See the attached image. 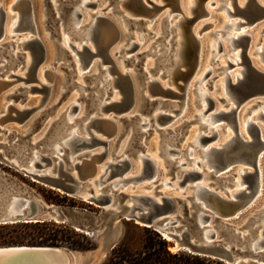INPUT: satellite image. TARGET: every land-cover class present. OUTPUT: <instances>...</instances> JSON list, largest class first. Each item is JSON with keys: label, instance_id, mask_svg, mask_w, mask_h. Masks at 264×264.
Masks as SVG:
<instances>
[{"label": "water", "instance_id": "95a60500", "mask_svg": "<svg viewBox=\"0 0 264 264\" xmlns=\"http://www.w3.org/2000/svg\"><path fill=\"white\" fill-rule=\"evenodd\" d=\"M233 1L235 6L236 0ZM77 2L78 0H48L53 10L52 21L48 26L49 30L46 34L47 39L54 41L58 48L62 50V54L65 58L64 64L66 66V74L70 79H73V87L78 84L75 80L76 69L73 66L74 60L71 51L63 44L62 39L63 31L71 30L73 27L72 11ZM110 2L111 4L115 2V5L112 11L106 13L107 15L99 17V27L95 32L97 51H93L89 45L85 44L81 56L84 65L91 63L93 58L98 54L106 60L107 56L110 55V47L113 42L117 40L118 37H123V32L115 25L112 16L117 15L119 18H122L127 29L124 32L126 34V40L123 44H120L119 51L121 52V56H125L124 61L127 65H134L138 90L136 91L134 81L129 74L122 75L120 84L122 89L121 100H112L108 104V106L115 108L117 112L111 116L113 118L117 117L116 121L122 125L120 133L113 139L119 140L121 136L125 134L128 135V133L131 132V144L127 152L133 160H137L139 158V152H143L144 155L141 157L143 168L140 174L132 175L124 179V181L133 180L134 183H137L138 181L146 179L152 180L148 186L153 185L154 190L152 194H135L121 190L123 186L118 188L112 187L110 183L100 186L99 178L92 180L93 175L98 170L99 162L104 160L108 154V145L111 140H108V138L113 133V130L108 131V138L105 140L93 137L91 142L84 143L88 146L98 144L104 145L105 149L101 153L91 154V150H89L82 154L84 157L81 158L82 160L79 162H74L65 154V163L61 160L57 162L58 156L54 155L52 144L55 140L64 135L70 126L66 118L60 116L58 121L57 119L53 120L49 126V128L53 126L51 134L43 141L42 148H40L46 153L43 155L46 164L37 162V170H31L27 166L25 150H30L32 143L26 146H14L9 152L10 156H0V160L21 170L35 182L50 186L52 189L62 191L69 196H80L85 201L96 204L102 208L103 212L99 214H89L83 210L72 209L71 212L73 216H69L67 211L62 207L49 204L35 196L29 185L26 183H19L13 176L8 175V173L0 169V224L29 223L46 220L67 222L73 221V218L78 216L85 220L83 222H74L76 229L90 235H95L97 231L96 227L105 223L108 219L110 225L107 227L108 232L102 241V249L80 251L66 246L56 245H4L0 246V264H99L104 249L110 246L114 247L119 242L123 233V219L132 220L142 226L155 229L169 241L175 243L173 246L175 250L185 249L196 254L221 259L229 264H264V229L261 234V246L253 247L252 245V241L259 236L260 227L264 219V208L261 207L257 209L244 223L240 224L236 222L237 219L247 213L256 203L249 206L250 201L256 196L260 186V165L258 162L259 158L262 159L263 156L260 157V154L264 150V138L262 137V130L258 123L254 121L248 122L247 131L251 135L250 140L241 137L237 130L239 124L238 114L241 103L245 100H256L258 103L264 102V70L254 65L248 54L250 35H242L244 38V40L242 39V59L246 63L248 69L244 79H238L237 82L231 80V73L229 71L227 72V70L233 64L229 60H227L228 65L222 66L223 71H226V82L229 84L232 97L235 99L229 109L224 108L217 114L218 117H216V120L222 118L228 123L233 121L236 134L235 144L224 147V149L212 146L209 151V173L210 177L213 179L212 183L216 184L217 188L235 184L234 175L226 174L236 167V165L240 164V162L236 160L238 155L247 157V161L245 164L243 163L247 167H245L244 172L241 174L243 179L242 187L234 193L224 189L223 191L227 196L218 193L210 187H202L198 190L199 196H196L195 193L186 194L185 190L182 192V196L169 195L161 189L167 185L172 187V181H168L167 184L164 182L158 183V171L162 173L163 170L158 169L155 159L152 157L149 148H147L146 141L153 135L155 130H158L161 132L162 137L169 136L170 139L176 138L177 143H179L184 136L183 133L186 132V129L195 120H186L185 125L179 129V132L172 128H160L155 124H152L148 129H142L139 121L144 116L143 112H151L152 108L156 106V102H159L161 107L166 108L170 107L175 102L180 104L183 103L187 88L192 80V75L204 56L203 52L205 51V46L202 43V39L193 30L201 14H195L186 24V31L189 37V43L187 45L188 67L178 72L175 69L171 71L174 74L178 73L181 78V82L178 85L179 91L171 88H163L159 81L153 83L155 89L178 97L174 100H170V98L151 97L145 91L148 71L144 67L145 62L141 65V60L145 59L149 51L136 53L134 55L135 59L124 54V46L131 42L130 40L135 36V33H131V30L137 29L140 31L143 29L151 33V30L147 28L149 18L145 15L151 10L158 11L162 9L167 3L158 4L154 0H133L132 3L135 12L124 13L116 8L119 0H110ZM176 3L175 8H172V10L178 9V1H176ZM214 3L215 1L211 2V4ZM19 4L23 5L28 13V16L23 19L24 25H28L32 29V34L35 35L26 41V46L29 47L32 52V61L26 81L38 83V70L46 61L47 47L35 25L31 1L19 0ZM204 12L207 13L205 10ZM262 13H264V5L257 0H252L246 14L247 20L251 21L252 19L259 18ZM5 15L6 11L1 7L0 35L4 31ZM203 28L204 27L200 28L199 32H201ZM162 40L160 42L162 47L155 52V70L162 66L167 68L170 66H177L174 54L171 50L174 48L175 44L173 39L170 51L163 50L165 48ZM138 45L139 43L134 41L131 49H136ZM2 46L3 47H0V61L5 58V65L0 66V70L5 67L8 69L15 67L17 64L25 61L24 52L14 54L10 47V43H8L7 46ZM222 49L223 47L220 45L218 51ZM230 49H232L231 46ZM141 54H144V56L139 57ZM215 55L214 52L212 61ZM150 70L152 69L150 68ZM47 71L49 73V80L52 82L53 72L48 69ZM164 74H162V76ZM85 76V78L89 79L86 83L91 90L87 94H83L82 92L81 95L88 100L90 111H93L97 109L99 99H101L104 93V87L99 84L102 71L100 70L98 73L88 72L85 73ZM213 78L214 77L209 81ZM0 82L8 83L9 80L0 78ZM19 88H22V90L26 92H28L29 89L41 91V93H43V101L47 99L52 91V85L48 84H42L41 86H21L16 90H20ZM0 91H2L1 88ZM111 93L112 90L109 89L108 97ZM137 94L139 97L138 109L135 107ZM208 99V110H210L214 107L216 101L211 97ZM219 100L230 105V100L228 98L219 97ZM14 103L11 104L9 113L15 112L17 116L16 119L20 122L30 117L37 108V106H33L17 109ZM45 110L47 112L42 116L41 114ZM141 110L143 112H140ZM50 111L51 107L47 106L38 113V115H41L39 127L44 123L46 117L50 115ZM14 117L13 115L10 116V118L13 119ZM174 117L175 115L169 112H163L159 116L162 120L160 123L165 124ZM104 121L108 122L107 119ZM53 123H55V125H52ZM220 125L225 127L223 123ZM126 127L131 128L127 130ZM181 131L183 132L182 134H180ZM217 135L218 132L214 130L212 135H206L204 139L205 141H210L216 138ZM118 147L112 151V154L114 151L118 152ZM160 151V155H163V150L161 149ZM80 156L81 155H79V157ZM9 157H15L18 163L12 161ZM119 157L120 154L116 155L115 158L118 159ZM164 157L165 163L169 168L168 173H173L177 170V174L182 177V180L178 181L179 185L184 186L189 183L188 187L198 186V181L203 174L202 170L194 167L185 168L184 165L186 163H179L178 157ZM189 161H191V158ZM52 163L54 164L50 167ZM111 166V174L103 182H106L115 175H121L123 172L129 171L132 167V162L129 158H126L112 163ZM171 179H174V176ZM94 183L98 186V192H95ZM86 185H88L89 188L86 189ZM85 192L88 193L87 196ZM14 199H18L19 209L15 212H9V204ZM184 210H186V213L183 212Z\"/></svg>", "mask_w": 264, "mask_h": 264}, {"label": "bare ground", "instance_id": "6f19581e", "mask_svg": "<svg viewBox=\"0 0 264 264\" xmlns=\"http://www.w3.org/2000/svg\"><path fill=\"white\" fill-rule=\"evenodd\" d=\"M143 1H145V0H143ZM159 1H161L163 3L166 2L167 5H165L162 9H160L158 11L151 10V11L147 12V14L145 15V16H147V18H149V22L147 23V28L151 30V33H149V34H152L153 36H155L156 39L151 45H149L143 51H149V54L146 57H148L149 55H153L154 57H156L155 52L160 50V48L162 47L160 45L161 40L163 39L162 41H163V45L165 48L163 50L170 51L172 43H173L172 42V39H173L175 44H174V48L171 50H172V53L174 54V58L176 60L177 66H170L168 68L164 67V66L159 67L158 69L154 70V74H152L153 76H150L149 72L151 71L150 70L151 67H149L148 63L145 62L144 67L148 71L147 80H146L147 84L145 87V91L151 97H161L164 99H168V98L176 99V98H178V97H175L174 95H170L164 91L155 89V87L153 86L154 85L153 83L155 81H159L160 85L163 88H171V89H174L176 91H179L178 85L181 82V78L179 77L178 73L174 74L171 71H172V69H175L178 72L179 70L187 68L189 65V61H188V57H187V55H188L187 54V45L189 43V37H188V33L186 31V24L188 23L189 19L191 17H193L195 14H201L198 17L196 24L198 23L199 19H201L202 17H205L206 15L209 16L210 11L208 10V6H212V5H216L215 9H219V8L223 7L225 9L224 14L227 15V18L223 17V19L221 21L222 23L221 22L217 23V21H214V24L217 27H219L216 31L210 32V34H214V37H215L214 40L212 39L213 41H210V40L208 41V39H206L204 41L203 37L199 36V35H201L200 33H202L204 31V29H207L211 26L214 27L212 22L203 21L201 24L202 26L198 28V31L195 30V28H196V24H195L193 30L202 39V43L204 44V46L205 47L208 46V49L210 50V52H212V56L215 52L216 55L214 57V60L215 61L220 60V58H217V57L220 55V53L224 49V46H225L224 43L225 42L223 43L222 37H225L226 44L228 45L229 48H230V46L232 47V50H234V49L238 50V48H240V50L238 52L235 51L234 54L226 57L225 66L228 65L227 60H229L233 64L227 70V72L229 71L231 73L230 74L231 80L233 82H237L238 79H244L248 69H247L246 63L242 59V39L244 40L242 35L247 34V35H250V40H249L250 47L248 50V54L252 59V63L254 65H256L258 68L264 70V66H261L258 64L260 61H262L264 63V13H262L259 18L252 19L251 21L247 20L246 14H247L248 8H249L252 0H244V1L236 0L235 6H234L233 0H231V4H228L229 0H221V3L219 2V0H159ZM176 1H178V7H177L178 9L172 10V8H175V6L177 4ZM212 1H215V3L211 4ZM257 1H259L260 3H262L264 5V2H262V0H257ZM98 2H99V0H96V1L78 0V2L74 5L73 11H72L73 27L71 30L63 31L62 42L71 51V54H72L73 60H74L73 66L76 69V74L78 72L83 74L82 75L83 78L76 80L78 84L75 87L78 89V91H81V93H82L84 90H86L85 89L86 86L83 84V82L85 81L84 78L86 77L85 73H88V72L91 73L95 67H98L97 73L100 70L102 71V76L99 79V84L102 87H104V93H103L101 99H99V102L97 104L98 105L97 109L90 111V113H93V114L89 115L87 118H84V117H82L83 115H81L84 113H82L83 106L80 105V103L79 104L70 103L71 108H70L68 114H66L64 116L66 118V120L70 123V126L67 129L66 133L64 135H62L59 139L55 140L52 144V147L54 150V155L58 156L57 162H59L61 160L63 163H65V160H64L65 154L67 155L68 158H70L74 162H79L82 159L79 158L78 155H75V153L77 151H81V150L95 146V145L94 146H88V145H85L84 143L91 142V139L93 137H98V138L105 140L106 138H108V134H109L108 131H110V130H113V133L109 136L108 140L114 138L115 136H117L120 133L121 124H119L111 116L112 114L117 113L116 109L111 107V106H108V104L112 100H118V101L121 100L122 89H121L120 84H121V80H122V78H121L122 75L129 74L134 81L136 91L138 90V82H137V79L135 77L134 71L123 70L119 66V63L117 60L118 58L115 57L116 53H117L115 50L119 49L120 44L125 42V40H126V39H124V35H126L124 32L127 29L124 21H122V18L121 17L119 18L117 15L112 16V18L114 19L115 25L118 27V29H120L123 32V37H121V38L118 37L117 40H115L113 42V44L110 47V55L107 56L106 60H104V58L100 54H98L93 58L91 63H89L88 65H84V63H83L84 61L82 59L81 53L84 50L85 44L89 45V47L93 51H97L96 44H95L96 43L95 32H96V29L99 27V17L107 15L106 13L112 11V9H111L108 12H103V9H101V10L93 13L91 19L89 20L87 18L86 13L84 12V10L87 9L88 7H91V8L95 7L98 4ZM132 2H133V0H119L116 8L120 11H123L124 13H134L135 11H134ZM7 6L10 10H13V11H15L14 10L15 8H18L19 13H18V17L15 21H12V19H11L6 23V19H7V12H6L5 20H4V31L0 35V38L1 37L6 38L8 35L9 36L12 35V33L14 31L15 32L16 31H28L29 34L25 35V37L21 38V36H19L20 38L17 37L16 40L9 42L10 47L12 49V52L14 54H19L20 52L25 53V61H24L25 64L23 66V69H24L23 74L27 78L29 67H30L31 61H32V52H31L30 48L26 46V41L28 39L32 38L31 37L32 29L28 25L27 26L24 25L23 19H24V17L28 16L27 15L28 13H27L25 7L21 4H19V0H16V1L12 0V2H10V5H7ZM1 7H3L2 4H0V17H1ZM166 7H169L170 9L165 10V12H164V9ZM203 9L205 11H207V13H205ZM175 11L178 13L173 15V13ZM160 13H162V16L163 15L164 16L161 18V15H160L159 18L156 19V17H158V15ZM178 16L180 18H177ZM159 19L161 21V29L162 30L158 29L156 32H154L153 31V27H154L153 25ZM174 20H175V22H174ZM243 26L246 28H243ZM249 26L251 27L252 30H248ZM258 26H262V27L260 28V31L258 34H254V32L259 28ZM157 27H158V25H157ZM202 27H204L203 30L201 32H199V29ZM238 29H241L240 32L233 33L234 30H238ZM140 31H137L136 32L137 34L135 33V36L132 39V41L127 43V44H129V47H125V50H124V54L127 56H131L133 59H135V57H134L135 53H133V52L136 49H133V50L131 49L132 43L134 41L138 42L139 45L136 47L138 49L142 46V44H143L142 41H147L146 34H143ZM165 33H167V34H165ZM240 35H241V37H240ZM74 36H76V37H74ZM136 36H138L140 38L142 44L139 42V40H136ZM73 39H77L78 42L77 43L74 42ZM159 39H160V41H158L159 43L156 44L157 40H159ZM220 45H222L223 49L221 51H218V47ZM211 46H212V49H210ZM253 46H256V47H255V50L253 52H251ZM17 47H18V51L16 50ZM131 53H133V54H131ZM203 53H205V51ZM255 53H258L261 56V60L258 61V63L256 61H254V59H253V55ZM212 56H211V58L206 59L205 65H202L203 58H202L201 63L197 65V67H196V69L192 75V80L189 83V87L187 88L186 96L183 100V103L180 104L178 102H175V103H173V105L168 107L169 110L165 111V112H169V113L175 115V117L172 120H170L169 122H167L165 124L160 123L162 120L159 118V116L164 111H156L152 118L151 117H149V118L148 117L147 118L142 117L139 121V123L142 126V129H148V128H150V126L152 124H155V125L159 126L160 128H171L173 121L174 122L176 121L179 113H182L183 111H185L187 109L188 102L190 99V95L188 94V91H189L190 87L192 86V83H194V85H195V89H194L195 101H196L198 107H200L201 109L199 110L198 113H196L194 115L195 119H191V120H196L197 122H199L201 128H204V129H207L210 131V135H212L213 131L216 130L218 132V135L213 140H215L217 138L219 140V142H217L215 144L213 143L212 145L208 146L207 144L213 140L205 141L204 138L206 137V135H202L200 132L196 133V131H195L189 137L190 141H192L193 144L190 145L188 143L189 149L187 152H185L187 155V158L188 159L191 158V160L194 161V165L192 167L198 168L199 170L203 171V174L198 181V186L188 187L189 183L187 185H184V186L179 185L178 181H181L182 177H178L176 182H174V179L176 178V176H174V179H171V178H169V179L163 178L162 179L161 178V175L163 173H165V171L162 168L164 165L169 171V168L167 167V165L165 163V159H164L165 157L164 156L170 157V158L178 157L179 163H184V162L186 163L184 165L185 168H192V167L188 166L189 165L188 161L182 160L180 158L181 155H183V153L185 151V149H182L181 145H180V143H182L181 141L183 138L181 139V141L179 143H177L176 138L170 139L169 136H165V137L163 136L162 137L161 132L159 131L160 136H161L160 145L158 146V149L156 150V152L151 151V148H149V151H150L152 157L155 159V161L158 165V169L163 170L162 173L160 171H158L157 176H159V181L164 182L166 184L168 183V181H172L173 186L171 187L170 185H167L166 188L179 189L180 187H184L183 191L185 190L186 194H187V190L192 188L193 192L190 194L195 193L196 196H199L198 190H200L202 187H210L209 183L207 181L209 180V177H210V173H209V170H210V168H209V163H210L209 151H210L211 147L216 146V147H219L221 149H224V147L235 144V141H236L235 140L236 134H235V130L233 127V124H234L233 121H230V123H228L226 121L227 124L225 126L228 125L232 130H234V135L223 134L222 129L220 128L221 123L215 125V123H218L220 121H224L222 118L216 120V117H218L217 114L220 113V111L226 107L224 105L221 106L220 105L221 103L218 102L219 100H217L216 97H213L211 95V93L209 92L207 85L211 82V81H209L210 79L208 80V82H204V79H206L211 74V72L214 70L213 69L214 67H212L213 65L211 66V62H213ZM220 57H222V56H220ZM155 60H156V58H155ZM123 62H124V60H123ZM3 65H5V60H4V63L0 66H3ZM18 65H20V63L17 64L16 66H18ZM103 65H106V67H103ZM240 65H242V66H240ZM155 66H156V64H155ZM222 66H224V65H221V67ZM236 66H240L242 68L236 69L235 68ZM15 67H12L9 70L11 71ZM47 69L50 71V68H48V66L45 65V63L39 67V70H38L39 86H41L42 84H48V82H50L49 73H48ZM230 69H234V70H230ZM161 70H162V72H161ZM164 71H166V72H164ZM222 72L225 74V76L220 80V85L222 87L221 93H222V97L228 98L230 100V105H229V108H230V106L232 105L235 98L232 97L231 88H230L229 84L226 82L227 81L226 80V71H222ZM7 73L4 74L5 76H3V80L6 79V80H9V82L8 83L0 82V88L2 90H8V91L12 90V88H11L12 85H14L18 81L24 80L25 84L29 83L26 81V78L20 76V73L10 72L9 75H7ZM157 74H160V75L164 74L163 77L168 76L169 77L168 81H163L161 78L155 77ZM12 78H14V79L11 80ZM109 89L112 90V93L108 97V90ZM28 92L29 93L30 92L41 93V91H39V90L37 91V90H32V89H29ZM41 94H42L41 103L39 105H36L37 108L33 111L32 115H34V113H37L38 109H40L41 107H43L45 105L44 103L46 100L43 101L44 100L43 93H41ZM111 96H112V99H109ZM209 97L213 98L214 100H217L214 107L211 108L210 110H208V108H209V99L208 98ZM219 97L220 96H218V98ZM12 103H14V101L13 102H6L7 113L10 112ZM259 104H264V102L258 103V102H256V100H245L240 105L239 114H238L239 124H238L237 130H238V134L241 137H243L244 139H247L244 136L243 132H247V129H248L247 127H248L249 121H254V122L259 124V126L261 127V130H262V137L264 138V128L260 124V121L264 123V106L260 107V108L258 107V109L256 110V113L253 116H251L250 118H245V115L247 113L251 112V109H254L255 106L259 105ZM138 106H139V97L137 94V100H136V106L135 107H137V109H138ZM15 107L17 109H23L26 107H33V106L22 105L20 103L19 105H16ZM137 109H135V110H137ZM175 110H177V111H175ZM210 111H213V112L209 113ZM242 111H244V121L242 120V115H241ZM76 113H78V114H76ZM185 114H186V111L184 114L181 115V118H183ZM75 115H78L80 117H77L74 119L73 117ZM30 117H27V118H30ZM4 118H5L4 116L0 118V124L1 125L5 121ZM11 119H13V118H11ZM106 119L108 120V122L104 121ZM49 120H50L49 116H47L46 119L44 120V123L42 124V128L40 129V131H42V129H44L45 126H48V128H49V126L51 125V123L53 122L54 119L52 121H49ZM75 124L79 125V128H74L73 126ZM182 127H180V125H178V126L173 127L172 129H175V131L179 132V129H181ZM189 127H190V125H189ZM189 127L186 129L185 133H183L181 131L180 134L183 133L184 136L187 135V133H188L187 131H188ZM212 127H213V129H212ZM92 128L95 129V131H97V133H100V134H97L96 132L91 130ZM79 129H82L83 131H85L87 133V135L79 136L77 134V133H80ZM35 138H36V136H35ZM79 144H81V145H79ZM98 145H102V144H98ZM203 145H207V146H203ZM108 148H109V151H108V154L106 156L107 160L104 159V160L99 162L98 170L93 175L92 180H94L95 178H99L100 184H101L100 186L105 185L107 183H110L112 185V187H115V188H118L120 186L125 187L126 184L134 182L133 180L124 181V179H126L132 175L134 176V175H138L141 173L142 168H143V166H142L143 162H142V158H141L142 155H144L143 152H139V158L137 160H133V158H131L128 155V152H126L124 150V147L122 146V148L119 150L120 157L118 159L117 158L114 159L110 155V153H111L110 145H108ZM104 149H105V147H103L97 151L91 150V154L101 153ZM161 149L163 150V155H160ZM173 149H174V151H173ZM62 150H64L63 154L60 152ZM263 152H264V150L261 152L260 157L263 156ZM25 154H26L25 156L27 158V166L31 170H37V168H38L36 165L37 162H40L42 164H46V161L43 159V155H45L46 153L43 152L41 149H38L37 151H35L34 149L25 150ZM85 156H88V155H85ZM159 157L163 158V162L161 161L162 158L159 159ZM126 158H129L132 162L131 169L129 171L123 172L121 175H115V176L111 177L110 179H108L106 182H103L111 174V171H112L111 164L118 162L120 160L126 159ZM10 159L12 161L18 163V160L15 157H11ZM236 160H238V162H240L241 166L237 169V173H238L237 176H239V177L237 179H234L235 180L234 185H237L239 188L236 190H230L227 188L229 185H225L224 187L217 188V185L214 184L216 186L213 190H216L218 193L223 194L222 192L218 191V189H221V191L224 189H227L229 192L234 193L242 187V180L243 179L241 177V174L244 172L245 167L243 165L247 161V157L238 155L236 157ZM258 163L260 165L259 166V183H260V186H259V189H258L256 196L250 201L249 206H252L255 202H257L263 196V190H264V171H263V169L264 168L262 167V164H261L262 163L261 158H259ZM53 164L54 163H52L50 165V167L53 166ZM132 169H134V171L136 170V173L135 172L130 173V171ZM207 170H208V173L206 172ZM233 175L235 176L234 173H233ZM142 181H144V180H142ZM151 182H152V180H151ZM150 183H148V184H150ZM94 187H95V192H98L99 189H98V186L95 185V183H94ZM148 187H153V185L148 186ZM87 188H89L88 185H86V189ZM129 193H135V192H129ZM142 193L152 194V192H140V193H135V194H142ZM85 195L87 196L88 193L85 192ZM169 195H171V194H169ZM175 195L182 196L183 194L180 192V193L175 194ZM112 198H113V196H112ZM262 207L264 208V206H262ZM8 208H9L8 209L9 212L17 211L19 209L18 199H14L9 204ZM263 229H264V219H263L262 225L260 227V232H259L258 238L254 239L252 241L253 247H256V246L260 247L261 246V241H262L261 234L263 232ZM173 249H175V248L173 247Z\"/></svg>", "mask_w": 264, "mask_h": 264}, {"label": "rangeland", "instance_id": "374dc122", "mask_svg": "<svg viewBox=\"0 0 264 264\" xmlns=\"http://www.w3.org/2000/svg\"><path fill=\"white\" fill-rule=\"evenodd\" d=\"M0 4H2V6L4 7V10L7 12V19H6V23L12 19V21H15L18 17V13H19V9L15 8L13 10H10L8 8L7 5H10V2H12V0H0ZM16 1V0H15ZM32 3V11H33V15H34V22L35 25L38 29V33L40 36H42V38L44 39L45 43H46V47H47V58L45 61V65L48 66V68H50V71L53 72V81L52 82H48V85H52V91L51 94L47 97L46 101H45V105L43 107H41L40 109H38L37 113H34V115H32L30 118L25 119L24 121H18L17 116L15 114V112H11L7 113L6 111V102H15V105H19L20 103L22 105H28V106H36L39 105L41 103V99H42V94L39 92H26L25 90H22V88H19L20 90H16L17 87H21V86H29V85H38L39 83L37 82H29L27 84L24 83L23 81H18L16 82L14 85H12V90L8 91V90H2L0 91V118L1 117H5L4 118V123H2V125L0 124V156H10V150L14 147V146H26L27 144H31L30 146L31 149H34L35 151H37L38 149L42 148V143L43 141H45L48 136H50L51 131H52V127L48 128V126H45L44 129H42V131H40V129L42 128V125H39V119L41 117V115L43 116L47 111L45 110L41 115H38V113L40 111H42L43 109H45L47 106L51 107V113H49V121H52L53 119L58 121L60 116H65L66 114H68L71 105L70 103H75V104H79L83 106V110L81 114L83 115L82 117L87 118L89 115L93 114L90 113V107L88 106V100L81 95V91H78V89L76 87H73L72 82L73 79H70L68 77V75L66 74V66L64 64V56H63V52L61 49L58 48V46L54 43V41L47 39L46 34L48 32V26L50 25L51 21H52V10L53 8L50 6V4L48 3V0H30ZM87 1H96V0H87ZM156 3L158 4H163V2L159 1V0H154ZM244 1V0H241ZM219 2L221 3V0H219ZM228 4H231V0L228 1ZM262 2H264V0H262ZM115 5V2H113L111 4L110 0H99L98 4L91 8L88 7L87 9L84 10V12L87 15V18L90 20L92 17V14L103 9V12H108L110 11ZM216 5H212V6H208V10L210 11V15L209 16H205L202 17L201 19H199L198 23L196 24V28L195 30L198 31V28L201 27L202 22L203 21H207V22H212L214 27H209L207 29H204V31L202 33H200L202 36L204 41L206 39H208V41H213L214 40V34H210V32L212 31H216L219 27H217L214 24V21H217V23H220L223 19V17L227 18V15L224 14L225 13V9L223 7L219 8V9H215ZM9 10H8V9ZM169 7H166L164 9L165 10H169ZM10 13H9V12ZM178 12H174V14H177ZM11 14V15H10ZM164 14V13H163ZM161 15V18L164 16H162V13H160L158 15V17H156V19L159 18V16ZM226 15V16H225ZM13 16V17H12ZM114 16V15H113ZM10 18V19H9ZM177 18H180L179 16ZM14 19V20H13ZM239 19V18H238ZM175 22V20H174ZM173 22V23H174ZM222 23V22H221ZM158 25V27H157ZM153 31L156 32L158 29H161V21L160 19L155 22V24L153 25ZM259 28L254 32V34H258L260 31V28L262 26H258ZM243 28H246L243 26ZM162 30V29H161ZM241 29L238 30H234L233 33H237L240 32ZM248 30H252L251 27H248ZM138 30L137 29H132L131 33H136ZM143 34H146V38L147 41H142L138 36H136V40H139V42L142 44V46L140 48H136V50L133 53H140L143 50H145L149 45H151L156 37L153 36L152 34H149L147 30H141L140 31ZM28 31H14L12 33V35H8L6 38L5 37H1L0 38V47L7 46L8 43L10 41L16 40L17 37L20 38L19 36L25 37V35H28ZM137 34V33H136ZM35 35H31V37H34ZM124 39H126V35H124ZM213 39V40H212ZM223 39V43H224V49L223 51L220 53V55L217 58H220L219 61H215L213 60V62H211V66L214 67L213 71L211 72V74L204 79V82H208L209 79H211L212 77H214L211 82L207 85V88L209 90V92L211 93V95L213 97H216L217 100H219L218 96L222 97V87L220 85V80L225 76V74L222 72L223 68L221 67V65H225L226 64V57L231 56L232 54L235 53V51H239L240 48H238V50H232L228 47V45L226 44V39L225 37H222ZM74 42H78L77 39H73ZM132 41V40H130ZM160 41L157 40L158 44ZM53 42V43H52ZM123 42V41H122ZM124 43V42H123ZM121 43V44H123ZM206 43V42H205ZM2 44V45H1ZM208 45V44H207ZM124 47H129V44H126ZM256 46L252 47L251 52H253L255 50ZM212 49V46L211 48ZM16 50L18 51V47L16 48ZM116 53V58H118V63L119 66L123 69V70H130V71H134V65H127V63L123 60L125 58V56H121V52L119 51V49L115 50ZM131 53V54H133ZM144 54L139 55V57H143ZM212 56V52H210V50L208 49V46L205 47V53H204V57H203V62L202 65L206 64V59L207 58H211ZM222 56V57H220ZM156 57H154L153 55H149L148 57H145V59L141 60V65L146 62L148 63L149 67H151V71L150 76H153L152 74H154V70H155V64H156ZM216 58V59H217ZM253 59L254 61H256L258 63V61L261 60V56L258 53H255L253 55ZM3 61L0 62V65H2L4 63L5 58L2 59ZM25 62H21L20 65L16 66L13 70H9L11 68H3L0 70V78H3V76H5L4 74L7 73V75H9L10 72H16V73H20L21 77L26 78V76H24L23 72V66H24ZM261 66H264L263 62L260 61L258 63ZM242 66V65H240ZM240 66H236L235 68H242ZM103 67H106V65H103ZM98 67H95L94 70L91 73H97ZM230 70H234V69H230ZM5 71V72H4ZM162 72V70H161ZM82 73H77L75 75V80H79L82 77ZM155 77L157 78H161L163 81H168L169 77L165 76L163 77L160 74H157ZM14 78H12L11 80H13ZM85 80V81H84ZM84 82L83 84L86 86V90L83 91V94H87L90 92V87L89 85L86 84V82H88V78H84ZM43 81V80H42ZM45 82V81H44ZM222 84V83H221ZM194 89H195V85L194 83H192V86L190 87L188 94L190 95V99L188 102V106L186 111V114L184 115L183 118H181V115L185 113V111H183L182 113H179L176 121L172 123L171 128L180 125V127L185 125L186 120H191V119H195L194 115L196 113L199 112V110L201 109L200 107H198L196 101H195V93H194ZM159 98V97H158ZM75 99V100H74ZM112 99V96L109 98ZM170 100H174V99H170ZM217 100H215L217 102ZM218 102H220L221 106L224 105L226 107V109L229 108V105L224 102L219 100ZM264 104H259L256 105L254 109H251V112L247 113L245 115V118H250L251 116H253L256 113V110L258 109V107H263ZM139 108V107H138ZM169 110V108L166 107H161L159 102H156V106H154L152 108V111H148V113H144L142 110L140 112H143L144 114V118H149L152 117L153 114L156 111H167ZM213 111H210L209 113H211ZM208 113V114H209ZM78 114V113H76ZM13 115L15 116L14 119H11L10 116ZM242 115V120L244 121V111L241 112ZM80 117L78 115H75L73 118H77ZM114 119L116 120L117 117H114ZM56 123V122H55ZM55 123H53L52 125H55ZM227 124L226 121H220L218 123H215V125L217 124ZM121 124V123H120ZM260 124L263 126L264 128V123L260 121ZM122 126V125H121ZM74 128H79V125L75 124L73 126ZM72 127V128H73ZM48 128V129H47ZM131 127H126V129L130 130ZM220 128L222 129L223 134H232L234 135V130H232L228 125L225 127L220 126ZM94 132L97 133V131H95V129H91ZM196 131V133H201L202 135H210V131L204 128L200 127V123L197 122L196 120L193 121L190 124V127L188 129V133L187 135H185L182 139V143H180L181 148L185 149L183 155H181V159L182 160H186L189 162V167H192L194 165V161H189V159L187 158V155L185 152L188 151L189 149V144L192 145L193 142L190 141L189 137L192 135V133H194ZM80 133H77L79 136H85L87 135V133L85 131H83L82 129H79ZM131 133V132H130ZM130 133H128V135H123L119 138V140L117 139H111L109 141V145L111 147V153L110 155L115 159L116 155L119 154V150L122 148V146L124 147V150L127 152L130 144H131V140H130ZM100 134V133H97ZM244 136L250 140L251 139V135L247 132H243ZM36 136V138H35ZM34 137V138H33ZM38 139V140H37ZM37 140V141H36ZM36 141V142H35ZM160 141H161V136H160V132L158 130H155L153 135L150 136L148 138V140L146 141V145L147 148H151V151H155L158 149V146L160 145ZM219 142L218 138L211 141L210 143H208L207 145H212L213 143H217ZM189 143V144H188ZM207 145H203V146H207ZM119 146V147H118ZM104 145H95L94 147L91 148H87L81 151H77L75 153V155H81L79 158H82L84 156H82V153L87 152L89 150H100L101 148H103ZM118 147V152L114 151L112 154V151ZM178 149V148H177ZM62 154L64 153V150L60 151ZM199 153V152H198ZM200 154V153H199ZM162 158V157H161ZM159 157V159H161ZM121 159V158H120ZM180 159V160H181ZM105 160H107V157L105 158ZM136 160V159H134ZM113 161V160H112ZM161 161L163 162V158L161 159ZM164 164V163H163ZM262 167L264 168V155L262 157ZM163 166V165H162ZM241 166V164L236 165V167H234L229 173H227L226 175L229 174H235L234 179H237L239 176H237V169ZM244 167H247L246 165H243ZM163 170L165 171V173H163L161 175V178H172L173 176H176V178L174 179V182H176L177 178L180 177L177 174V170L174 173H167L168 169L165 167V165L162 167ZM0 169L3 170L4 172L8 173V175L13 176L19 183H26L27 185H29V187L31 188V190L34 192V195L39 197L40 199L44 200L45 202L49 203V204H54L57 206L62 207L64 210L67 211V213L69 214V216H73V213L71 212L72 209H79V210H83L86 211L87 213L91 214V213H95V214H99L102 213L103 210L102 208H100L99 206H97L94 203H89L88 201H85L82 197L80 196H69L70 198L67 201H63L61 202V204H56L53 203L52 201L48 200V197L51 196V192L49 190H56V189H52L50 186H46L43 185L41 183L35 182L33 181L30 176L25 175L21 170L16 169L15 167L3 162L2 160H0ZM264 171V169H263ZM131 172H135L134 169H132L130 171ZM208 173V170L206 171ZM106 177V176H105ZM104 177V178H105ZM213 179L209 177V180L207 181L209 183V186L214 189L216 185L212 184ZM110 182V181H109ZM151 180H144V181H139L138 183H128L125 185V187H122L121 190H124L126 192H135V193H140V192H153L154 188L153 187H148V183H150ZM158 183H161V181H159ZM230 190H236L239 187L237 185H230L227 187ZM184 187H180L179 189H174V188H162L161 190H163L165 193L171 194V195H175L178 193H182ZM61 194H65L62 191L56 190ZM218 191L222 192L225 196H227L224 191L221 189H218ZM193 192V189H188L187 190V194H190ZM63 203V204H62ZM262 206H264V190H263V196L255 203V205L244 215H242V217H240L239 219L236 220V222L242 224L244 223L248 216L253 213L254 211H256L257 209L261 208ZM259 207V208H258ZM184 213H186V210L183 211ZM85 220V219H84ZM83 218H80L78 216H75L73 218V221H67V222H59V221H55L58 224L59 223H65L66 225H70L71 227L75 228L74 226V222L76 221H84ZM110 225V221L107 219V221L101 225H98L96 228V234L90 235L87 234L88 237L92 238L94 245L93 247L89 248V249H75V250H80V251H89V250H101L102 249V241L105 237V235L107 234L108 230L107 227ZM122 236L119 240V242L117 244L120 243H124L126 245V247L132 252H138L143 248L144 245V241H145V237H146V233H147V228L145 226H142L140 224L135 223L132 220H127V219H123L122 220ZM38 227H33V226H29V225H23L22 223H18V224H12V223H8V224H0V245H12V244H26V245H33V244H37L35 243V233L37 232ZM77 230V229H76ZM92 236V237H91ZM76 239H81V237L78 236H74ZM116 244V245H117ZM175 244V243H174ZM49 245V244H47ZM115 245V246H116ZM66 246V245H64ZM114 246V247H115ZM68 247V246H66ZM112 246L107 247L104 249L99 264H104L106 261H108V258L111 256L112 254V250L113 248ZM71 249H74L72 247H68ZM174 250V249H173Z\"/></svg>", "mask_w": 264, "mask_h": 264}, {"label": "trees", "instance_id": "16d2710c", "mask_svg": "<svg viewBox=\"0 0 264 264\" xmlns=\"http://www.w3.org/2000/svg\"><path fill=\"white\" fill-rule=\"evenodd\" d=\"M49 191L51 196L48 200L53 203L61 204L70 198L69 195L61 194L56 190ZM20 223L38 227L34 234L36 245H66L74 249H89L94 245L92 238L88 237L85 232L76 230L65 223L58 224L54 220ZM74 236L81 237V239H76ZM173 246V241H169L161 233L148 227L144 245L140 251L132 253L124 243L117 244L104 264H229L221 259L196 254L185 249L173 250Z\"/></svg>", "mask_w": 264, "mask_h": 264}]
</instances>
